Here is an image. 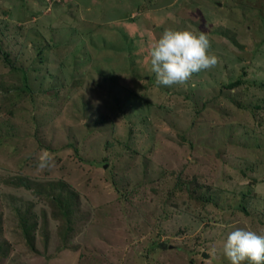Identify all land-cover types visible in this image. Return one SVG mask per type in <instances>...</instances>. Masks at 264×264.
Segmentation results:
<instances>
[{"label":"rangeland","instance_id":"1","mask_svg":"<svg viewBox=\"0 0 264 264\" xmlns=\"http://www.w3.org/2000/svg\"><path fill=\"white\" fill-rule=\"evenodd\" d=\"M168 28L218 64L158 85ZM236 228L264 229V0H0V264H229Z\"/></svg>","mask_w":264,"mask_h":264},{"label":"clouds","instance_id":"2","mask_svg":"<svg viewBox=\"0 0 264 264\" xmlns=\"http://www.w3.org/2000/svg\"><path fill=\"white\" fill-rule=\"evenodd\" d=\"M210 49L211 42L204 32L165 29L150 48L151 71L155 73L156 83L164 86L183 84L194 73L214 68L219 58ZM54 166L51 155L39 157V169ZM222 248L229 264H264V229L256 232L236 228L228 234Z\"/></svg>","mask_w":264,"mask_h":264},{"label":"trees","instance_id":"3","mask_svg":"<svg viewBox=\"0 0 264 264\" xmlns=\"http://www.w3.org/2000/svg\"><path fill=\"white\" fill-rule=\"evenodd\" d=\"M239 81H236L235 83H232V85L237 84ZM2 246H0V251L2 250ZM4 255V254H3Z\"/></svg>","mask_w":264,"mask_h":264}]
</instances>
